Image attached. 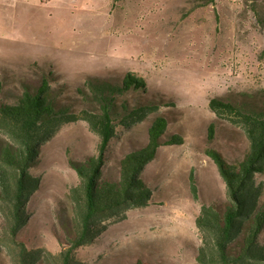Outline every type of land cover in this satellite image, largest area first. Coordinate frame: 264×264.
Wrapping results in <instances>:
<instances>
[{
  "label": "rangeland",
  "instance_id": "374dc122",
  "mask_svg": "<svg viewBox=\"0 0 264 264\" xmlns=\"http://www.w3.org/2000/svg\"><path fill=\"white\" fill-rule=\"evenodd\" d=\"M253 8L246 0H0V107L38 94L45 81V97L58 109L97 112L87 82L98 85L113 101L118 126L103 172L111 182L119 180L120 161L147 146L156 119L168 121L166 139H185L162 147L146 167L142 176L153 203L129 211L79 249L83 264H199L196 219L202 206L223 214L229 204L226 184L206 151L216 150L235 165L249 149L244 131L218 120L209 103L218 98L242 112L264 114V0L258 11ZM128 73L143 78L147 89L124 88ZM123 105L159 110L126 129ZM98 142L79 121L42 147L31 171L40 187L20 234L29 249L58 254L68 248L69 196L80 182L72 164L95 155ZM6 144L0 134V150ZM256 181L264 198V173ZM3 226L0 211V235ZM0 264H12L4 252Z\"/></svg>",
  "mask_w": 264,
  "mask_h": 264
},
{
  "label": "trees",
  "instance_id": "16d2710c",
  "mask_svg": "<svg viewBox=\"0 0 264 264\" xmlns=\"http://www.w3.org/2000/svg\"><path fill=\"white\" fill-rule=\"evenodd\" d=\"M260 1L246 0L253 5L254 11H258L256 5ZM87 86L98 106L97 112L83 110L75 114L69 109H58L45 97L48 89L45 81L38 94L25 93L16 105L0 107V134L7 140L0 150V211L4 219L0 253L4 252L12 264H83L76 255L79 249L93 244L112 223L124 221L129 211L153 203V191L142 175L157 158L160 148L185 143L180 135H170L166 139L169 123L158 118L149 128L147 146L120 161L119 180H104L106 155L118 134V126L112 114L113 101L93 82H87ZM123 86L146 90L147 82L128 73ZM209 107L218 120L228 121L244 131L249 149L244 160L235 165L228 163L216 150L206 151L226 184L229 204L223 214L213 206H202L196 219L201 238L197 261L199 264H264L263 187L256 181V175L264 173V114L242 112L218 98L212 99ZM123 110L121 126L131 129L157 112L159 106L130 108L123 105ZM79 121L89 125L99 142L95 155L82 163L72 164L80 182L69 196L72 214L65 226L68 248L58 254L45 249H29L20 234L29 222L30 199L40 187V180L31 171L40 158L42 147L62 127ZM216 125L213 122L209 126L210 141L215 137ZM191 189L198 200L193 175Z\"/></svg>",
  "mask_w": 264,
  "mask_h": 264
},
{
  "label": "crops",
  "instance_id": "0c3cea01",
  "mask_svg": "<svg viewBox=\"0 0 264 264\" xmlns=\"http://www.w3.org/2000/svg\"><path fill=\"white\" fill-rule=\"evenodd\" d=\"M161 149V148H160Z\"/></svg>",
  "mask_w": 264,
  "mask_h": 264
}]
</instances>
